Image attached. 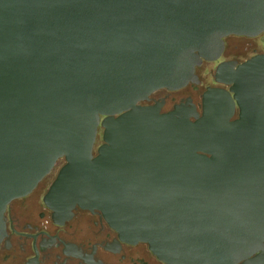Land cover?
Masks as SVG:
<instances>
[{
    "label": "water",
    "instance_id": "95a60500",
    "mask_svg": "<svg viewBox=\"0 0 264 264\" xmlns=\"http://www.w3.org/2000/svg\"><path fill=\"white\" fill-rule=\"evenodd\" d=\"M262 33L264 0H0V245L8 205L65 158L56 222L100 210L166 264H264V53L219 67L233 94L206 92L197 123L138 104Z\"/></svg>",
    "mask_w": 264,
    "mask_h": 264
},
{
    "label": "flooded vegetation",
    "instance_id": "af4514ba",
    "mask_svg": "<svg viewBox=\"0 0 264 264\" xmlns=\"http://www.w3.org/2000/svg\"><path fill=\"white\" fill-rule=\"evenodd\" d=\"M242 39L254 41L241 42ZM262 53L264 33L253 37L228 35L224 37V48L217 59L203 58L196 66L197 81H190L177 89H156L138 104L156 107L161 103L160 114L174 112L177 119L197 123L206 110V92L220 88L233 94L231 84L217 79L219 67L234 69ZM222 75L223 72L220 77ZM238 117L237 105L231 120ZM98 140L97 145H100L103 142L102 128ZM64 163L65 158H60L51 173L31 193L8 205L5 212L7 235L0 245V264H27L35 256L39 264H166L147 243L123 241L100 210L77 206L71 218L64 223L56 222L44 196Z\"/></svg>",
    "mask_w": 264,
    "mask_h": 264
},
{
    "label": "rangeland",
    "instance_id": "374dc122",
    "mask_svg": "<svg viewBox=\"0 0 264 264\" xmlns=\"http://www.w3.org/2000/svg\"><path fill=\"white\" fill-rule=\"evenodd\" d=\"M248 41H254V39H242L241 42H248ZM100 139V138H99ZM98 143H100V141L98 140ZM60 166V164H59Z\"/></svg>",
    "mask_w": 264,
    "mask_h": 264
}]
</instances>
